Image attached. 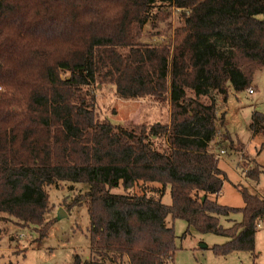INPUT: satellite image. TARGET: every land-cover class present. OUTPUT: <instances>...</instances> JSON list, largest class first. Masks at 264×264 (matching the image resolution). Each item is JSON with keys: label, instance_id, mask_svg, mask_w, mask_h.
I'll return each instance as SVG.
<instances>
[{"label": "trees", "instance_id": "trees-1", "mask_svg": "<svg viewBox=\"0 0 264 264\" xmlns=\"http://www.w3.org/2000/svg\"><path fill=\"white\" fill-rule=\"evenodd\" d=\"M172 8L180 11L173 43H141L143 26ZM262 17L264 0H0V222L44 226L45 237V187L80 183L88 191L71 206L87 207L92 260L74 255L72 264H171L168 217L186 223L184 237L193 228L226 238L215 256L254 259L264 198L236 186L242 208L210 199L226 174L209 147L224 120L211 94L248 91L264 68ZM95 84L113 85L125 101L169 105V124L97 121ZM263 126L254 114L250 129ZM236 213L240 223L221 226Z\"/></svg>", "mask_w": 264, "mask_h": 264}, {"label": "rangeland", "instance_id": "rangeland-1", "mask_svg": "<svg viewBox=\"0 0 264 264\" xmlns=\"http://www.w3.org/2000/svg\"><path fill=\"white\" fill-rule=\"evenodd\" d=\"M169 16L162 21H149L143 26L140 42L150 45L172 44L175 30L180 25V11L170 9ZM264 18V17H262ZM227 51L225 45H220ZM248 91L235 92L229 88L227 97L211 94L216 102L218 116H223V124L217 123V136L210 145V151L220 156L218 166L226 174L221 193L215 198L217 204L230 208H242L244 202L236 186L245 188L249 193L264 198V126L252 131L250 125L254 114L264 116V68L257 70ZM89 92L94 97L95 118L99 122L108 121L125 128L151 126L155 123L169 124V105L156 104L148 98L125 101L116 95L115 87L110 84H95ZM230 142L233 143L231 148ZM258 173L256 180L245 177L246 172ZM159 187V185H149ZM49 207L45 214V226L50 223L47 235L43 227L18 225L7 215L0 222V264H72L74 255L83 261H91L89 249V216L84 203L72 205L73 201L88 191V186L80 183L60 182L45 187ZM131 192L137 193L135 187ZM113 193H122L121 189ZM162 203L170 205L169 188ZM59 210L66 216L58 219ZM242 215L236 213L228 218H220L224 228L240 223ZM255 234V258L247 252H236L225 257L215 256L211 248L223 245L227 239L213 234H200L193 228L183 236L187 225L182 220L167 218V225L173 227L176 236L175 252L171 264H264V220L259 223ZM205 246V248H204ZM128 264L127 259L120 260ZM119 262V263H120ZM98 264H109L100 262ZM118 264V263H117Z\"/></svg>", "mask_w": 264, "mask_h": 264}, {"label": "built area", "instance_id": "built-area-1", "mask_svg": "<svg viewBox=\"0 0 264 264\" xmlns=\"http://www.w3.org/2000/svg\"><path fill=\"white\" fill-rule=\"evenodd\" d=\"M248 94L249 95H252V94H254V90L252 89V88H250L249 90H248ZM209 151H210V147H209ZM217 158H219L220 156H222V155H224V151H219L218 152V154H214ZM261 226H260V224H258V228H260Z\"/></svg>", "mask_w": 264, "mask_h": 264}, {"label": "water", "instance_id": "water-1", "mask_svg": "<svg viewBox=\"0 0 264 264\" xmlns=\"http://www.w3.org/2000/svg\"><path fill=\"white\" fill-rule=\"evenodd\" d=\"M65 216H66V214L63 212V210H59V212H58V219H62ZM204 248H205V246H204Z\"/></svg>", "mask_w": 264, "mask_h": 264}, {"label": "crops", "instance_id": "crops-1", "mask_svg": "<svg viewBox=\"0 0 264 264\" xmlns=\"http://www.w3.org/2000/svg\"><path fill=\"white\" fill-rule=\"evenodd\" d=\"M215 198H216V197H213V196L210 197V199H212V200H215ZM260 226H262V225H260ZM263 228H264V225H263ZM260 229H261V227H260Z\"/></svg>", "mask_w": 264, "mask_h": 264}]
</instances>
